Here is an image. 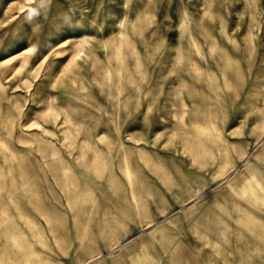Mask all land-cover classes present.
Masks as SVG:
<instances>
[{"label":"rangeland","instance_id":"374dc122","mask_svg":"<svg viewBox=\"0 0 264 264\" xmlns=\"http://www.w3.org/2000/svg\"><path fill=\"white\" fill-rule=\"evenodd\" d=\"M0 264H264V0H0Z\"/></svg>","mask_w":264,"mask_h":264},{"label":"bare ground","instance_id":"6f19581e","mask_svg":"<svg viewBox=\"0 0 264 264\" xmlns=\"http://www.w3.org/2000/svg\"><path fill=\"white\" fill-rule=\"evenodd\" d=\"M20 126L24 129V125H22L21 123H20ZM22 129V130H23ZM25 186H23V187H21L20 189H17V192H21V190H26V188H24ZM14 236V235H13ZM15 237V236H14Z\"/></svg>","mask_w":264,"mask_h":264}]
</instances>
